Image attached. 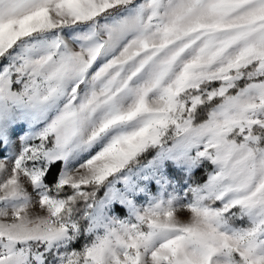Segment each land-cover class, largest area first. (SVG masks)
Returning a JSON list of instances; mask_svg holds the SVG:
<instances>
[{"label": "snow or ice", "instance_id": "obj_1", "mask_svg": "<svg viewBox=\"0 0 264 264\" xmlns=\"http://www.w3.org/2000/svg\"><path fill=\"white\" fill-rule=\"evenodd\" d=\"M0 264H264V0H0Z\"/></svg>", "mask_w": 264, "mask_h": 264}, {"label": "rangeland", "instance_id": "obj_2", "mask_svg": "<svg viewBox=\"0 0 264 264\" xmlns=\"http://www.w3.org/2000/svg\"><path fill=\"white\" fill-rule=\"evenodd\" d=\"M179 214H180L181 218H186V216H187V213H185L183 211H181Z\"/></svg>", "mask_w": 264, "mask_h": 264}]
</instances>
